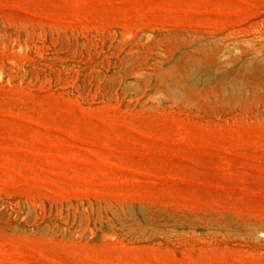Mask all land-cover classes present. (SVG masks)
Wrapping results in <instances>:
<instances>
[{
  "label": "rangeland",
  "instance_id": "1",
  "mask_svg": "<svg viewBox=\"0 0 264 264\" xmlns=\"http://www.w3.org/2000/svg\"><path fill=\"white\" fill-rule=\"evenodd\" d=\"M264 0H0V264H264Z\"/></svg>",
  "mask_w": 264,
  "mask_h": 264
},
{
  "label": "bare ground",
  "instance_id": "2",
  "mask_svg": "<svg viewBox=\"0 0 264 264\" xmlns=\"http://www.w3.org/2000/svg\"><path fill=\"white\" fill-rule=\"evenodd\" d=\"M253 52L260 56L264 52V45L259 47H253Z\"/></svg>",
  "mask_w": 264,
  "mask_h": 264
}]
</instances>
